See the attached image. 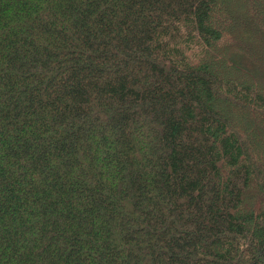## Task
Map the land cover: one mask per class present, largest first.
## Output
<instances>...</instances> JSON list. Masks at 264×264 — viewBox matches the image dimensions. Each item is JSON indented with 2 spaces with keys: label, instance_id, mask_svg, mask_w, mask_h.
Here are the masks:
<instances>
[{
  "label": "trees",
  "instance_id": "16d2710c",
  "mask_svg": "<svg viewBox=\"0 0 264 264\" xmlns=\"http://www.w3.org/2000/svg\"><path fill=\"white\" fill-rule=\"evenodd\" d=\"M0 264H264V0H0Z\"/></svg>",
  "mask_w": 264,
  "mask_h": 264
}]
</instances>
